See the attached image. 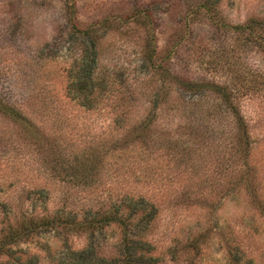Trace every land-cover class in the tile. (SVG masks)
I'll return each instance as SVG.
<instances>
[{
	"label": "rangeland",
	"instance_id": "rangeland-1",
	"mask_svg": "<svg viewBox=\"0 0 264 264\" xmlns=\"http://www.w3.org/2000/svg\"><path fill=\"white\" fill-rule=\"evenodd\" d=\"M88 40L93 75L108 84L91 108L65 92ZM177 78L229 89L247 168L229 147L239 130L220 95L181 97ZM0 95L24 117L0 114V202L80 218L142 194L157 208L145 232L156 264H264V0H0ZM147 110L152 137L130 143ZM115 234H96L102 253ZM62 242L43 231L17 246L54 264Z\"/></svg>",
	"mask_w": 264,
	"mask_h": 264
},
{
	"label": "trees",
	"instance_id": "trees-1",
	"mask_svg": "<svg viewBox=\"0 0 264 264\" xmlns=\"http://www.w3.org/2000/svg\"><path fill=\"white\" fill-rule=\"evenodd\" d=\"M253 24V21L245 23L244 27ZM243 27V26H242ZM89 41V40H88ZM90 47L83 51L82 55L72 64L67 73L65 85L66 94L74 99L81 106L91 108L95 105L96 99L104 95L108 87L107 79L104 76L93 75L96 66V53ZM149 60L148 56L145 58ZM148 62L144 61V66ZM163 74V70L159 71ZM177 93L182 95L201 94L210 90L220 95L225 107L234 115L235 129L239 134L230 138L229 147L234 148L237 159L241 164H247V134L241 118L238 116L235 106L230 101L229 89L223 86L207 87L201 82H193L177 78ZM154 92L153 100L159 96H165L166 89ZM0 114L16 122L18 118L24 119L21 113L0 95ZM155 113L147 110L145 115L138 121L137 131L127 141L145 145L148 138L152 137L151 125ZM51 161V160H50ZM82 169H85L83 167ZM247 171L244 178V187L253 194V185L247 180ZM249 189V190H248ZM38 199L42 198V190L35 189ZM9 201L0 202L1 213L3 214L0 227V264H38L39 258L34 253H26L25 249L17 246L20 240L31 238L32 235L53 231L62 235L61 248L53 254L51 259L54 264H156L157 257L152 254V245L145 238V232L151 227L156 216L157 208L152 201L142 194L132 195L124 193L116 198H111L105 207L94 211L85 210L78 218L77 213L71 210L56 208L50 213L47 211L41 214H25L20 208L11 207ZM17 209L14 214L12 209ZM44 211V210H43ZM13 218H12V217ZM104 227L115 230L116 240L113 243V253L104 254L96 243V234H101ZM69 234H84L85 244L80 248H70L67 244ZM232 259L237 260L238 254L233 253Z\"/></svg>",
	"mask_w": 264,
	"mask_h": 264
}]
</instances>
